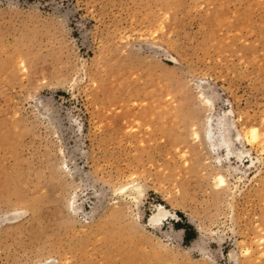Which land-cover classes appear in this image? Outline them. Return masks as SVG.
<instances>
[{"label": "rangeland", "instance_id": "1", "mask_svg": "<svg viewBox=\"0 0 264 264\" xmlns=\"http://www.w3.org/2000/svg\"><path fill=\"white\" fill-rule=\"evenodd\" d=\"M0 264H264V0H0Z\"/></svg>", "mask_w": 264, "mask_h": 264}, {"label": "bare ground", "instance_id": "2", "mask_svg": "<svg viewBox=\"0 0 264 264\" xmlns=\"http://www.w3.org/2000/svg\"><path fill=\"white\" fill-rule=\"evenodd\" d=\"M207 95V94H206ZM208 97V96H207ZM202 99V98H201ZM212 101V100H211ZM210 100L207 99L206 101V104H205V108H206V111L208 112V109L210 108ZM206 117V116H205ZM202 126V125H201ZM204 131L203 134H204V139L210 144V145H217L218 143L222 144V147L223 148H226L228 150L229 153H232V154H236L237 157H240L241 154H243L244 152H239V146H237V141H241V134L238 132L237 135H232V136H228L227 135V127L224 126V130L221 132L220 136H219V141L215 140L213 141L212 138H213V135L211 133V131L209 130L208 128V125L207 123L204 121ZM202 128V127H201ZM221 129V128H220ZM250 131H251V134H252V137L253 139H256L258 137V132H257V128L252 126L250 127ZM230 155V154H229ZM232 156V155H231ZM219 181L221 183H224L225 182V177L224 175H220L219 176ZM136 189V188H135ZM159 210H160V213H159V216H154L151 218L150 222L151 224L154 223V222H157L159 221V219H161L160 217L164 215V211L162 209V205H159L158 206Z\"/></svg>", "mask_w": 264, "mask_h": 264}]
</instances>
